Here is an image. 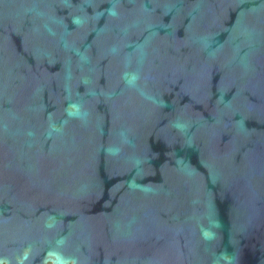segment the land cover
<instances>
[{
  "label": "water",
  "instance_id": "water-1",
  "mask_svg": "<svg viewBox=\"0 0 264 264\" xmlns=\"http://www.w3.org/2000/svg\"><path fill=\"white\" fill-rule=\"evenodd\" d=\"M0 264H264V0H0Z\"/></svg>",
  "mask_w": 264,
  "mask_h": 264
}]
</instances>
